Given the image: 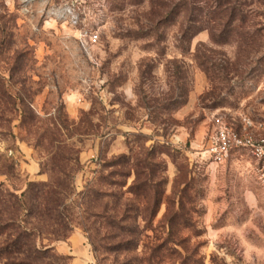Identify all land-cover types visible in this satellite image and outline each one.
<instances>
[{
  "label": "rangeland",
  "instance_id": "obj_1",
  "mask_svg": "<svg viewBox=\"0 0 264 264\" xmlns=\"http://www.w3.org/2000/svg\"><path fill=\"white\" fill-rule=\"evenodd\" d=\"M223 1L0 0V225L29 234L0 264H77L73 232L83 264H264L254 159L205 152L213 114L264 119V0L221 35Z\"/></svg>",
  "mask_w": 264,
  "mask_h": 264
},
{
  "label": "built area",
  "instance_id": "obj_2",
  "mask_svg": "<svg viewBox=\"0 0 264 264\" xmlns=\"http://www.w3.org/2000/svg\"><path fill=\"white\" fill-rule=\"evenodd\" d=\"M92 40L95 34H90ZM244 150L255 161L256 172L264 180V119L239 112L215 113L205 152L212 162H224L234 150Z\"/></svg>",
  "mask_w": 264,
  "mask_h": 264
},
{
  "label": "trees",
  "instance_id": "obj_3",
  "mask_svg": "<svg viewBox=\"0 0 264 264\" xmlns=\"http://www.w3.org/2000/svg\"><path fill=\"white\" fill-rule=\"evenodd\" d=\"M218 12H217V17L218 19L220 20L221 22V28H220V34L222 35H225L229 30H230V23L234 22L236 20V17H240L238 18V24L237 26H233L234 28H237L240 23H242L244 20L242 17V13L240 11H237L236 8H234L233 5L230 4L229 0H224L222 3H218ZM214 14V9H212L211 13L209 14V16L206 18L207 20L211 21L213 20L215 17L213 16ZM214 17V18H213ZM233 27H231V30L234 29ZM202 28V27H201ZM203 28H208L209 32H210V38L215 41V42H225L226 38L223 37L222 38V41H219L217 38L218 36L215 35L213 33V30H211L212 28H210L208 25L204 26ZM145 186V182H142V183H138V188L140 187H144ZM141 191V190H140ZM139 193V192H138ZM8 199H11V197H9ZM159 202V199H158V194L157 192H154L153 193V211L151 209L150 211V215H154L156 213V209L154 207V205L156 206ZM185 213L183 212V208L182 206L180 205L177 209L174 210V212H171V216H170V221L171 220H175V221H179V220H184L185 223L188 225V226H191L192 225V222L184 216ZM185 217V218H184ZM184 218V219H183ZM187 220V221H186ZM11 222V219L8 220L7 222L5 223H1L0 225V234L2 233H6V241H8L6 243V246H5V250H6V255H10L11 254V246H15L17 244H21L20 241L25 238V237H29L28 233L24 230H21L19 227H14L13 226V223H10ZM37 253L39 255H41L43 252L38 250ZM196 261V260H195Z\"/></svg>",
  "mask_w": 264,
  "mask_h": 264
},
{
  "label": "crops",
  "instance_id": "obj_4",
  "mask_svg": "<svg viewBox=\"0 0 264 264\" xmlns=\"http://www.w3.org/2000/svg\"><path fill=\"white\" fill-rule=\"evenodd\" d=\"M237 150H234L233 152H231L230 156L232 154H234V152ZM229 156V157H230ZM254 164V163H253ZM82 234L79 232H73L69 237H68V244L70 245V247L72 248L73 253L76 255V261L77 264H83V261L85 260L84 257L85 256V248L83 246V242H82ZM61 251H66L65 250V245L63 244L61 246Z\"/></svg>",
  "mask_w": 264,
  "mask_h": 264
}]
</instances>
